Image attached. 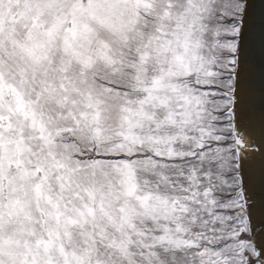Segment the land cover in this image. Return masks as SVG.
I'll return each instance as SVG.
<instances>
[{"label":"snow or ice","instance_id":"1","mask_svg":"<svg viewBox=\"0 0 264 264\" xmlns=\"http://www.w3.org/2000/svg\"><path fill=\"white\" fill-rule=\"evenodd\" d=\"M0 264H264V0H0Z\"/></svg>","mask_w":264,"mask_h":264}]
</instances>
